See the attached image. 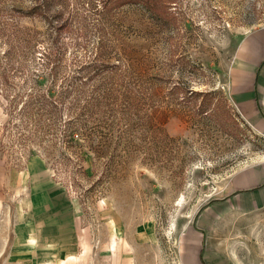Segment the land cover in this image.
Returning <instances> with one entry per match:
<instances>
[{"label":"rangeland","instance_id":"obj_1","mask_svg":"<svg viewBox=\"0 0 264 264\" xmlns=\"http://www.w3.org/2000/svg\"><path fill=\"white\" fill-rule=\"evenodd\" d=\"M259 28L264 0H0V264L25 255L37 164L76 205L77 264H180L202 217L222 260L264 264V208L223 206L232 174L264 159L227 85Z\"/></svg>","mask_w":264,"mask_h":264},{"label":"crops","instance_id":"obj_2","mask_svg":"<svg viewBox=\"0 0 264 264\" xmlns=\"http://www.w3.org/2000/svg\"><path fill=\"white\" fill-rule=\"evenodd\" d=\"M240 39L229 68L228 93L238 114L264 137V28L249 31ZM46 173L39 164L29 171V199L22 206H29L30 211L18 219L15 240L16 251L25 255L12 264H77L82 257L76 255L80 245L77 228H81L76 205L55 183L35 180ZM227 186L223 206L229 212L252 214L264 208V159L233 173ZM206 219L187 225L177 237L180 264H228L220 253L206 247L205 229L215 223V219Z\"/></svg>","mask_w":264,"mask_h":264},{"label":"trees","instance_id":"obj_3","mask_svg":"<svg viewBox=\"0 0 264 264\" xmlns=\"http://www.w3.org/2000/svg\"><path fill=\"white\" fill-rule=\"evenodd\" d=\"M130 2H132V3H134V2H136V1H139V0H129ZM122 5V3H118V5L117 6H121ZM152 6H154L153 4H152ZM150 11H152L153 12V10H154V7H152L151 9H149Z\"/></svg>","mask_w":264,"mask_h":264}]
</instances>
